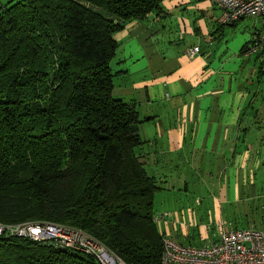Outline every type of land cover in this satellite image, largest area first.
Wrapping results in <instances>:
<instances>
[{
  "label": "trees",
  "instance_id": "trees-1",
  "mask_svg": "<svg viewBox=\"0 0 264 264\" xmlns=\"http://www.w3.org/2000/svg\"><path fill=\"white\" fill-rule=\"evenodd\" d=\"M151 13H166L163 0L0 1L1 223L65 225L126 264H161V188L140 162L143 121L113 95L111 68L114 35ZM0 264L100 262L1 238Z\"/></svg>",
  "mask_w": 264,
  "mask_h": 264
},
{
  "label": "crops",
  "instance_id": "crops-1",
  "mask_svg": "<svg viewBox=\"0 0 264 264\" xmlns=\"http://www.w3.org/2000/svg\"><path fill=\"white\" fill-rule=\"evenodd\" d=\"M163 6L166 13L129 22L114 35L113 95L135 106L143 121L139 159L161 188L154 196H203L212 205L207 223L192 207L172 208L159 214L170 217L158 229L185 245H208L223 226H234L227 207L237 205L239 213L248 207L262 213L246 228L264 230V50L243 53L260 20L231 42L227 35L241 20L220 25L214 0H163ZM189 47L200 53L188 57ZM252 55L261 63L246 68Z\"/></svg>",
  "mask_w": 264,
  "mask_h": 264
},
{
  "label": "built area",
  "instance_id": "built-area-1",
  "mask_svg": "<svg viewBox=\"0 0 264 264\" xmlns=\"http://www.w3.org/2000/svg\"><path fill=\"white\" fill-rule=\"evenodd\" d=\"M214 1L222 10L218 19L220 25H233L246 18L260 20L261 27L249 42L247 55L264 50V0ZM199 53V47H189L186 50V55L190 58ZM167 217H170V214L154 216V222L159 226ZM218 236L217 241L198 247L179 243L171 236L161 234V264H264V230L223 226ZM1 238H28L37 243H50L57 248L81 250L96 257L100 264H126L83 230L65 225L0 222Z\"/></svg>",
  "mask_w": 264,
  "mask_h": 264
},
{
  "label": "rangeland",
  "instance_id": "rangeland-1",
  "mask_svg": "<svg viewBox=\"0 0 264 264\" xmlns=\"http://www.w3.org/2000/svg\"><path fill=\"white\" fill-rule=\"evenodd\" d=\"M259 23V20L256 18H246L240 21L236 29L231 30L230 36L227 35L229 38V41H233L232 37L235 36L237 32L241 33L244 31V28L247 26L252 27L254 23ZM231 29V28H230ZM227 40V41H228ZM247 53H245L244 56H246ZM257 55H252L251 61L246 63V68L250 67L251 65L254 64V62H257V67L260 65L259 59L255 61ZM247 57V56H246ZM202 200L203 201V206L199 207L196 205V199ZM247 204V203H246ZM212 205V200H206L204 199L203 196H154V211H155V216L159 214H163L165 211H171L170 209L175 208V209H186L187 207H192L196 210V216L199 217V220L202 221L203 223H207L208 221V213L206 212L207 208H211ZM250 205L253 206V202H250ZM241 206V204H240ZM254 207V206H253ZM227 208L229 210L235 213L234 216H228V219L231 220L234 224V226H237L238 228H246L250 227V225H253L254 219H257V222L262 220V213H257L259 211L252 209L251 207H248L246 211H243L239 213L237 209V205H229ZM226 213V210H225ZM160 216V215H159ZM230 223V222H229ZM233 226V227H234ZM218 226L216 224H211V230L212 229H217ZM209 229L208 232L211 235V238H213V233ZM198 239V238H197ZM196 239L195 244H199V241Z\"/></svg>",
  "mask_w": 264,
  "mask_h": 264
}]
</instances>
